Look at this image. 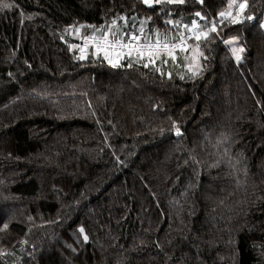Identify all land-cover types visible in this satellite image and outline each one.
Here are the masks:
<instances>
[{
  "label": "trees",
  "instance_id": "obj_1",
  "mask_svg": "<svg viewBox=\"0 0 264 264\" xmlns=\"http://www.w3.org/2000/svg\"><path fill=\"white\" fill-rule=\"evenodd\" d=\"M2 3L0 264H264V0L202 45L195 77L183 53L164 76L77 59L71 29L120 15L122 32L135 15L176 34L139 0ZM227 3L187 0L174 18Z\"/></svg>",
  "mask_w": 264,
  "mask_h": 264
},
{
  "label": "snow or ice",
  "instance_id": "obj_2",
  "mask_svg": "<svg viewBox=\"0 0 264 264\" xmlns=\"http://www.w3.org/2000/svg\"><path fill=\"white\" fill-rule=\"evenodd\" d=\"M139 2L146 6V8L154 11L159 8V11L165 17V25L171 26V29H175L176 34L169 35L167 31L161 34L159 29L146 32V25L152 20V17L145 16L140 18L135 15L131 17L132 23L130 27L132 30L122 32L118 26V21L122 20L125 25H128L129 17L127 15H120L113 18L110 25L101 26L99 35L96 34L95 26H92L94 29L92 34L81 36L83 44L79 46L75 44L70 45V48L79 47V56L77 59H86V50L91 47L93 49V55L98 59L102 55L103 60L107 61V64L112 69H132L134 67L152 68L155 72L164 76L163 66L168 64L170 60L177 62L178 54L183 53L184 59L188 61L185 67L195 77L202 74L203 71L200 61L207 59L202 45L210 42L214 38L213 34L219 36L223 27L240 24L245 19L248 21L254 19L252 15H247L245 12L248 7L247 0H241L238 5L237 0H228L227 8L218 11L216 16H213L211 19L203 11L195 10L193 12L194 18L190 23H184L183 16L180 19L174 18V7L185 5L187 0H139ZM194 3L206 6L205 0H194ZM234 5H237L235 11H233ZM11 7H13L11 3L0 4V9ZM137 22L139 27H137ZM80 27L82 28L83 25ZM260 27L264 28V23H261ZM79 31V28H73V34ZM237 40L238 37L233 36L223 42L233 45L231 52L236 62L239 63L242 59L241 54L245 51V48L237 46L235 43ZM189 41H193V43H189ZM167 76L171 79L172 73L168 72ZM183 78L182 75L181 79ZM173 127H175L176 135L181 136L180 128L175 124H173ZM7 228L8 225L4 224L3 229ZM79 233L83 237V241L87 242L89 237L83 227L79 228ZM21 243L27 244L28 241L24 240ZM9 254L11 253L0 251V258Z\"/></svg>",
  "mask_w": 264,
  "mask_h": 264
},
{
  "label": "rangeland",
  "instance_id": "obj_3",
  "mask_svg": "<svg viewBox=\"0 0 264 264\" xmlns=\"http://www.w3.org/2000/svg\"><path fill=\"white\" fill-rule=\"evenodd\" d=\"M77 28H79L80 29V31L78 32V33H76V34H73V29H71V38L72 39H75V40H77V41H79L81 44L83 43V40L81 39V36H84V33L81 31V28L80 27H77ZM192 41H189V43H191Z\"/></svg>",
  "mask_w": 264,
  "mask_h": 264
},
{
  "label": "built area",
  "instance_id": "obj_4",
  "mask_svg": "<svg viewBox=\"0 0 264 264\" xmlns=\"http://www.w3.org/2000/svg\"><path fill=\"white\" fill-rule=\"evenodd\" d=\"M83 44V43H82ZM81 45V44H80ZM87 51H92L93 52V49L90 47L88 50H86V52ZM107 62V61H106Z\"/></svg>",
  "mask_w": 264,
  "mask_h": 264
}]
</instances>
